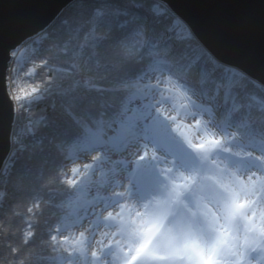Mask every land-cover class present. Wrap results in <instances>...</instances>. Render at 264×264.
Instances as JSON below:
<instances>
[{"label":"snow or ice","instance_id":"snow-or-ice-1","mask_svg":"<svg viewBox=\"0 0 264 264\" xmlns=\"http://www.w3.org/2000/svg\"><path fill=\"white\" fill-rule=\"evenodd\" d=\"M80 2L58 14L35 42L46 39L49 30L56 32L57 20L67 25L70 19L82 16ZM103 3L105 9H97L85 40L95 41L97 31L103 30L105 49L143 55L147 66L139 74H122L121 87L116 90L122 93L121 102L107 105L111 111L73 114L78 133L69 146L68 158L79 159L82 153L97 155L83 171L73 167L74 178L66 181L72 191L62 205L66 211L61 224L72 238H66L62 247L78 256L57 258L55 264H223V249L231 246L230 241L240 231L245 233L248 247L236 254L233 264H264V204L257 206L251 198L256 192L264 194V130L259 134L254 129L246 132L254 151L261 155L251 162L257 171L244 180L228 169L226 162L210 159L220 147V139L202 126L208 121L200 119L189 126L183 118L177 119L197 113L187 109L185 93L174 80L169 78L165 83L167 91L159 92V99H155L157 93L150 80L145 83L153 74L159 80L160 74L170 69L167 56L173 42L182 46L188 67L210 66L214 81L218 77L226 82L217 84L218 93L221 87L230 90L233 77L244 74L224 64L168 0ZM221 7L223 14L214 17L204 32L233 36L241 50L248 46L247 37L258 35L264 50V0H224ZM150 16L167 21L165 28H157L159 19L147 27ZM22 58L17 56L18 64ZM167 99H171L176 116H167L162 106ZM181 109L185 111L181 113ZM207 114L214 116L211 110ZM199 115L203 117L204 112ZM230 117L231 113L221 123L226 125ZM130 147L135 151L128 159L124 154ZM96 169L101 170L100 179H93ZM77 176L81 180L77 181ZM133 200L140 202L142 211L129 203ZM86 220L85 231L79 235L72 232ZM101 227L115 230L100 232L101 238L89 252L86 233L95 235ZM249 233L255 236L249 239Z\"/></svg>","mask_w":264,"mask_h":264},{"label":"trees","instance_id":"trees-1","mask_svg":"<svg viewBox=\"0 0 264 264\" xmlns=\"http://www.w3.org/2000/svg\"><path fill=\"white\" fill-rule=\"evenodd\" d=\"M80 7L84 9L82 16L70 19L67 25L57 20L56 32L49 30L47 38L38 44L33 40L30 49L35 51L29 49L28 59L12 74L16 113L10 156L0 174V264H55L57 258L72 257L71 250L65 252L62 247L70 236L61 224L66 211L62 205L72 191L62 166L70 161L75 167L91 154L68 158L69 146L78 133L73 114L111 111L107 105L121 102L122 93L116 90L121 87L122 74H139L147 66L143 55L105 49L103 30L97 31L95 41H86L92 17L97 9H105V4L103 0H81ZM157 19V28L163 30L167 24L163 18L150 16L147 27ZM167 59L170 69L161 73L159 80L153 74L145 83L150 80L157 93L169 78L174 80L191 98L195 112H204L200 119L207 118V125L223 134L221 155L214 157L239 174L255 169L251 167L253 154L261 153L254 151L246 132L254 129L259 134L264 130V90L243 77H233L232 88L221 87L218 93L217 84L226 82L218 77L214 81L210 66L188 67L178 42H173ZM253 96L257 100H252ZM207 110L214 116L209 117ZM229 113L227 124H222ZM237 152L240 155H234Z\"/></svg>","mask_w":264,"mask_h":264},{"label":"water","instance_id":"water-1","mask_svg":"<svg viewBox=\"0 0 264 264\" xmlns=\"http://www.w3.org/2000/svg\"><path fill=\"white\" fill-rule=\"evenodd\" d=\"M77 0H0V174L11 152L13 107L5 90V76L15 52L26 40L43 32L58 14ZM189 22L220 60L244 74L243 78L264 90V50L258 35L247 37L241 50L233 36L204 32L214 17L223 14L224 0H168Z\"/></svg>","mask_w":264,"mask_h":264},{"label":"rangeland","instance_id":"rangeland-1","mask_svg":"<svg viewBox=\"0 0 264 264\" xmlns=\"http://www.w3.org/2000/svg\"><path fill=\"white\" fill-rule=\"evenodd\" d=\"M33 44V40L31 41H27L25 44H22L19 49L17 50V56H22L23 58L20 60L19 64L17 63V56H14L13 54L11 55V57L13 58V62L12 64L10 65L11 66V74L9 73V78H8V82H9V87H10V90H11V93H9V98H10V101L13 105V114H14V117H15V113H16V107H15V100L13 98V90H12V83H11V80H12V74L14 73V70L17 68V67H21L24 62L28 59V51L31 47V45ZM154 84V83H153ZM162 86L164 87H161L159 90L162 91H167V89L165 88V84H163ZM182 91V90H181ZM183 93H185L184 91H182ZM159 92H157V95H155V99H159V95H158ZM170 95H174V94H170ZM186 95V93H185ZM185 102H186V105H187V109L188 110H191L193 112H195V110L192 108V103H191V98L185 96ZM159 106V105H158ZM164 107V109L166 110V114L167 116L171 117V116H176V109L174 108L172 102H171V99H167L165 100L164 104L162 105ZM181 113H183L185 111V109H181L180 110ZM200 112L197 113V115L195 117H182V116H177V119H181L183 118L184 120V123L186 125H189V126H194L196 121L197 120H200L201 116L199 115ZM14 119V118H13ZM204 121H207V118H202ZM203 127H206L210 132L214 133L215 136L217 138L220 139V143H222L223 139H222V133L218 131V129H216L214 126H209L207 124L205 125H202ZM224 132V131H223ZM225 133H229V132H226ZM197 135H199V133H197ZM219 149V148H218ZM216 150V152H214L212 154V156L210 157V159H217V157H214V154L216 156L221 155V150ZM133 150H135V148L133 149H128V152L125 153L124 155L128 158V159H131V153L133 152ZM255 157L257 156L256 153L253 154ZM224 156V155H223ZM222 156V159L224 160H227L226 158H223ZM112 159H118L119 157L117 156H112L111 157ZM220 160V159H219ZM228 161H230V159H228ZM91 162V158H90V155H86L85 157H83V160L80 164H76L75 167H78L80 168L81 171H83V166L86 164V163H89ZM71 162L70 161H67L64 163V165L62 166L63 168V174L64 176H66V178L69 180V179H73V173H72V166L70 165ZM223 166V165H222ZM231 171H235L234 168H229ZM98 169H96L94 175H93V179H100V169L97 171ZM257 169H253L252 171H249L247 174H239L238 172H236V175L237 176H240L242 179L244 180H247L248 177L256 172ZM70 175V176H69ZM225 176L228 178V179H231V176L230 174L227 172L225 174ZM79 176L75 177V179H77ZM93 194H94V191H93ZM251 198L256 201V205L259 206L261 204H264V194H261L259 192H256L255 194H253L251 196ZM88 227V221L86 220L84 222V224L78 228V230L76 231L75 229L72 230V232H74L76 235H79L80 232L82 231H85V229ZM199 227H203L202 224L199 225ZM115 229L114 228H109V229H105L103 227H101L100 229H97L95 230V235H92L91 233H86V235L88 236V239H87V244H88V248H89V252L95 247V241L100 239V232L102 231H114ZM206 234V233H205ZM249 239L253 238L255 236L254 233H249L247 234ZM244 236H245V233H243L242 231L236 233V239L234 241H230V244L231 246H226L224 249H223V253H222V261L226 260L223 262V264H233V262L235 261L236 259V254L241 250V249H247L248 247V243L244 240ZM72 236L70 234L69 238L68 239H71ZM116 239H119V236L116 237ZM264 239V238H262ZM113 248H115V245H113ZM71 255L72 256H78V254H75V253H72L71 252ZM253 255H255V253H253Z\"/></svg>","mask_w":264,"mask_h":264},{"label":"bare ground","instance_id":"bare-ground-1","mask_svg":"<svg viewBox=\"0 0 264 264\" xmlns=\"http://www.w3.org/2000/svg\"><path fill=\"white\" fill-rule=\"evenodd\" d=\"M64 12V11H63ZM37 36V35H36ZM36 36H34L33 38H31V39H29V40H26L23 44H25L27 41H32V40H34V38L36 37ZM19 49V48H18ZM17 49V50H18ZM17 50L15 51V52H17ZM14 53V52H13ZM13 53H10L9 54V59H10V62H9V64H8V66H7V72H6V76H5V90H6V93H7V97H8V99H9V101H10V96H9V93H11V90H10V87H9V82H8V78H9V73L11 74L12 72L10 71L11 70V60H13V58L11 57V55L13 54ZM25 63V62H24ZM11 102V101H10ZM12 104V103H11ZM12 107H13V105H12Z\"/></svg>","mask_w":264,"mask_h":264},{"label":"clouds","instance_id":"clouds-1","mask_svg":"<svg viewBox=\"0 0 264 264\" xmlns=\"http://www.w3.org/2000/svg\"><path fill=\"white\" fill-rule=\"evenodd\" d=\"M133 151H135V150H133ZM96 155H97V153L93 152V153L90 154V158H92V157H94ZM129 203H132L134 205L135 210H137V211H142L143 210L142 207H141V204H140V202L138 200L129 201Z\"/></svg>","mask_w":264,"mask_h":264},{"label":"built area","instance_id":"built-area-1","mask_svg":"<svg viewBox=\"0 0 264 264\" xmlns=\"http://www.w3.org/2000/svg\"><path fill=\"white\" fill-rule=\"evenodd\" d=\"M13 60H11V64H12Z\"/></svg>","mask_w":264,"mask_h":264}]
</instances>
